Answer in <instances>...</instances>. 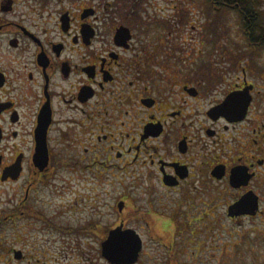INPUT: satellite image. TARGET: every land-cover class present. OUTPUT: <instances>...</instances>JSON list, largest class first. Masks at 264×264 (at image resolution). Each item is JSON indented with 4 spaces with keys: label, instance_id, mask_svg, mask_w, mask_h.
Listing matches in <instances>:
<instances>
[{
    "label": "flooded vegetation",
    "instance_id": "1",
    "mask_svg": "<svg viewBox=\"0 0 264 264\" xmlns=\"http://www.w3.org/2000/svg\"><path fill=\"white\" fill-rule=\"evenodd\" d=\"M185 242L264 264V0H0V264Z\"/></svg>",
    "mask_w": 264,
    "mask_h": 264
},
{
    "label": "water",
    "instance_id": "2",
    "mask_svg": "<svg viewBox=\"0 0 264 264\" xmlns=\"http://www.w3.org/2000/svg\"><path fill=\"white\" fill-rule=\"evenodd\" d=\"M127 233L130 236L123 238L120 234L112 232L109 236L108 245L111 258L132 263L136 260L138 252L141 250V242L133 231L129 230Z\"/></svg>",
    "mask_w": 264,
    "mask_h": 264
},
{
    "label": "rangeland",
    "instance_id": "3",
    "mask_svg": "<svg viewBox=\"0 0 264 264\" xmlns=\"http://www.w3.org/2000/svg\"><path fill=\"white\" fill-rule=\"evenodd\" d=\"M178 242H180V240L177 239L175 241V243L177 244ZM223 242H225V241L222 240L221 243H223ZM149 245H150V243H149ZM182 245H183V243H182ZM186 246H187V242H185V244H184V247L185 248H186ZM183 251L185 252V254L184 255H181L179 257V260H180L181 264H198V259L199 258L198 257L196 258V256H198L200 254H199V252L197 250L196 245L190 247L189 252H188V255L186 254L187 248L186 249L183 248ZM74 258H75L74 256H70V257H68V260L72 264H79L77 261H75ZM227 258L226 259H222V257H221L219 259V261H218V262H220L219 264H242L245 261L244 258L243 259H239L238 257H235V258L229 257L230 262H228V261H226V260H228ZM205 259H206L207 264H214V262L211 261L212 259H210V257H205ZM31 260H32V258H31ZM85 264H101V261L97 257H95V258H89V259H87L85 261Z\"/></svg>",
    "mask_w": 264,
    "mask_h": 264
}]
</instances>
